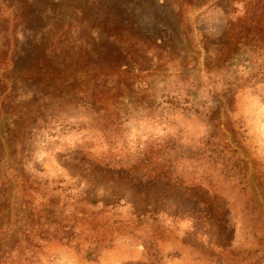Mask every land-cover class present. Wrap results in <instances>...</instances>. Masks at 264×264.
I'll return each instance as SVG.
<instances>
[{
    "label": "rangeland",
    "instance_id": "obj_1",
    "mask_svg": "<svg viewBox=\"0 0 264 264\" xmlns=\"http://www.w3.org/2000/svg\"><path fill=\"white\" fill-rule=\"evenodd\" d=\"M135 18L105 45L90 29L88 65L30 62L11 21L0 264H264V0ZM68 30H44L45 49L72 52Z\"/></svg>",
    "mask_w": 264,
    "mask_h": 264
},
{
    "label": "trees",
    "instance_id": "obj_2",
    "mask_svg": "<svg viewBox=\"0 0 264 264\" xmlns=\"http://www.w3.org/2000/svg\"><path fill=\"white\" fill-rule=\"evenodd\" d=\"M159 0H0V47L7 52L0 51V58L7 59L12 45L17 42V34L10 35L12 27L11 21L15 22V29H29L32 33L29 42L32 50L30 53V62L41 61L42 59L55 58L58 65L72 64L73 59H80L89 63L90 58H94L101 49V45L89 43V30L100 29L97 33L99 39L105 45L107 37L102 29H118L121 15L133 16L136 20L142 19L146 13L154 10L155 3ZM173 0H164L167 4ZM183 3H191L193 0H176ZM153 7V9H150ZM259 11L261 7L258 8ZM13 12L14 20L6 18L5 12ZM174 12L180 13L182 9H174ZM119 18V19H118ZM131 18L121 21V24L134 25ZM48 29H69V33L77 35L72 52L46 50V40L44 30ZM76 29V31H75ZM50 33V32H49ZM63 35H67L64 33ZM105 47V46H104ZM40 49H44L40 52ZM123 52H130L122 49ZM29 59V57H28ZM13 60L17 63H25V57L21 59L17 53H13ZM10 78H4L8 81ZM1 81V79H0ZM0 97V139H8L12 132L10 127L17 125L13 121L9 112L10 99L7 98L2 103ZM5 131L6 136H3Z\"/></svg>",
    "mask_w": 264,
    "mask_h": 264
}]
</instances>
